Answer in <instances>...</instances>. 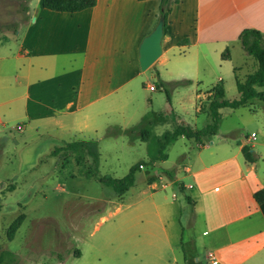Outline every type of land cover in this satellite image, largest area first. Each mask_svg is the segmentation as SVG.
<instances>
[{"label":"crops","instance_id":"obj_1","mask_svg":"<svg viewBox=\"0 0 264 264\" xmlns=\"http://www.w3.org/2000/svg\"><path fill=\"white\" fill-rule=\"evenodd\" d=\"M176 1L184 4L183 0ZM193 1L192 33L173 28L170 9L168 22L163 25L162 53L142 70L139 47L160 20L161 0H96L94 6L77 12L54 11L44 8L41 0H35L34 5L26 0L23 8L27 18L14 37L15 48L6 52L10 42H0V73L2 63L9 58L15 62L16 73L12 86H0V103L15 102L23 108L22 119L29 125L41 122L44 130L52 127L57 132L96 133L115 126L111 115L135 101L140 119L130 126L134 127L148 111L158 113L147 107L152 105L151 93L146 110L142 104L148 91H156L151 81L159 77L164 81L191 79V85L179 87L190 88L187 92L192 96L195 115L200 114L208 91L220 80L223 84L226 76L221 61L231 60L232 50L240 44V32L245 28L258 30L264 44V0ZM182 39L188 43L179 44ZM226 47L230 58L222 59ZM238 70L233 68L234 80ZM205 72L208 74L203 76ZM151 85L154 89L149 88ZM202 85L210 88L202 91ZM176 120L171 130L181 124L191 126L182 117ZM214 136H219L218 132ZM217 138H209L201 147L187 138L201 149L180 171L171 170L172 179L165 172L169 183H178L182 186L180 190L176 185L179 191L190 192L188 203L194 215L190 223L193 238L188 242L194 251L203 249L207 264H264V202L258 203L253 197L264 188V148H260L264 141L252 144L258 146L253 150L258 160L248 162L241 149L249 145L250 138L241 139L230 149L223 148L225 137ZM147 184L156 187L152 177ZM200 223L205 228L195 239ZM180 226L182 235L185 229ZM167 233L164 224L161 234L166 243ZM181 235L178 245L183 247ZM193 260L203 264L195 255Z\"/></svg>","mask_w":264,"mask_h":264},{"label":"rangeland","instance_id":"obj_2","mask_svg":"<svg viewBox=\"0 0 264 264\" xmlns=\"http://www.w3.org/2000/svg\"><path fill=\"white\" fill-rule=\"evenodd\" d=\"M32 1L34 5L35 0ZM168 1L173 28L181 27L192 33L194 1L183 0V5L176 0ZM25 3L26 0H0V42H10V50L7 48L6 52L15 48L14 37H18L27 18ZM221 62L222 74L226 76L224 98L236 99L233 68H239L237 76L242 80L256 68L257 62L238 43L231 60ZM210 65L217 70L213 62ZM2 67L0 86H12L16 78L15 62L9 58ZM209 88L201 86L202 91ZM188 89L173 88L170 100L159 88L147 92L142 108L148 107L161 116L151 128V140L138 132L105 136L106 130L96 133L67 129L57 132L52 127L44 130L41 122L29 125L22 119L23 108L15 102L0 103V252L14 253L15 264H196L194 255L207 264L203 249L194 251L193 244L188 242L193 238L190 223L194 215L186 198L190 192L179 191L165 176L166 171H180L201 148L181 137L166 147L165 160L150 162L158 151L155 139L171 131L177 118H184L196 129L209 123L206 112L195 115ZM150 93L152 105L146 107ZM221 112L217 137H225L223 148H235L241 139L250 138L248 144L254 150L258 146L252 144L264 141L263 102L252 100ZM138 114L135 101L130 102L123 111L111 115V124L130 127L139 121ZM217 137H204L203 142L209 138L218 140ZM84 139L97 140L99 155L95 162L84 149L52 154L64 142ZM138 163L143 165L136 172L135 183L122 196L111 185L98 180V177L121 178ZM160 176L165 178L160 180ZM150 177L156 183L154 189L147 184ZM165 182L167 185L162 187ZM20 214L25 218L9 241L7 228ZM164 224L168 243L161 234ZM180 225L185 229L182 235ZM204 228L203 223L198 225L195 239ZM180 235L183 247L178 245Z\"/></svg>","mask_w":264,"mask_h":264},{"label":"trees","instance_id":"obj_3","mask_svg":"<svg viewBox=\"0 0 264 264\" xmlns=\"http://www.w3.org/2000/svg\"><path fill=\"white\" fill-rule=\"evenodd\" d=\"M96 0H41V5L44 8L60 11V12H77L86 8L94 6ZM168 0H161L160 4V20L163 21V25L168 22L169 8L167 6ZM26 10V9H24ZM239 42L243 50L252 56L256 62V68L246 74L241 80L237 74H235V84L238 91V98L233 100H227L224 98V86L220 80L208 91L209 98L205 104H201L199 112H206L210 118L209 123L204 125L202 128H192L190 125H177L173 130L164 132L160 137L155 139V146L157 147V154L151 159L150 162L156 160H165L167 154L164 152L166 147L171 144L180 136L186 138H192L196 141L197 145L201 147L203 144V138L217 134L219 121L222 117L221 110L224 108H237L239 106L246 105L252 100H258L264 103V44L263 35L255 29L245 28L239 34ZM188 39H182L179 44H187ZM222 59L230 58V49L226 47L221 53ZM154 87L164 91L168 100H170V92L173 88L179 86H189L192 84L191 79H180L173 81H164L157 77L154 82ZM161 116L153 111H148L143 115L140 122L130 128L122 129L118 126L108 127L105 131V136H113L117 134L130 135L133 132H138L139 135H145L146 138H153L151 128L152 125L160 121ZM144 140V139H143ZM147 141V140H144ZM84 149L87 154L92 157L93 162L98 159L97 141L96 140H78L64 142L61 146H58L52 150V154L62 152H77L78 150ZM242 154L246 161L256 162L258 160L256 154L251 147L245 144L242 149ZM141 163L130 167L127 174L121 178L113 177H98V180L111 185L114 192L119 196H122L133 184L136 179V172L139 170ZM169 178L172 179L173 172L171 170L166 171ZM179 189L182 190V186L176 183ZM254 199L258 203L264 202V188L257 190L253 194ZM188 202H191L190 197H186ZM25 218L24 214L18 215L8 226L6 236L10 241L14 238L16 231L22 224ZM17 261L16 255L9 251L0 252V264H15Z\"/></svg>","mask_w":264,"mask_h":264},{"label":"water","instance_id":"obj_4","mask_svg":"<svg viewBox=\"0 0 264 264\" xmlns=\"http://www.w3.org/2000/svg\"><path fill=\"white\" fill-rule=\"evenodd\" d=\"M163 21L159 20L155 29L147 35L139 47V65L148 69L162 53Z\"/></svg>","mask_w":264,"mask_h":264},{"label":"built area","instance_id":"obj_5","mask_svg":"<svg viewBox=\"0 0 264 264\" xmlns=\"http://www.w3.org/2000/svg\"><path fill=\"white\" fill-rule=\"evenodd\" d=\"M149 88L150 89H154V87L151 85V86H149ZM17 128H19L20 129V126H17ZM254 137V136H253Z\"/></svg>","mask_w":264,"mask_h":264}]
</instances>
